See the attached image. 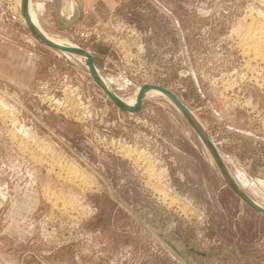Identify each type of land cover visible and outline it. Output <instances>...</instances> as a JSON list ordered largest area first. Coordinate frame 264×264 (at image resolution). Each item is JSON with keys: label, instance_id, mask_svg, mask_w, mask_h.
I'll use <instances>...</instances> for the list:
<instances>
[{"label": "rangeland", "instance_id": "1", "mask_svg": "<svg viewBox=\"0 0 264 264\" xmlns=\"http://www.w3.org/2000/svg\"><path fill=\"white\" fill-rule=\"evenodd\" d=\"M16 1L0 0V264H264V214L178 111L161 96L119 110L80 58L33 36ZM31 2L114 93L173 92L264 207V44L255 56L241 43L252 18L264 24V0H83L68 27L53 2Z\"/></svg>", "mask_w": 264, "mask_h": 264}, {"label": "bare ground", "instance_id": "2", "mask_svg": "<svg viewBox=\"0 0 264 264\" xmlns=\"http://www.w3.org/2000/svg\"><path fill=\"white\" fill-rule=\"evenodd\" d=\"M47 1V0H46ZM51 2L54 3L55 5V11H56V15H57V19L59 20V22L62 24L63 27H68L69 25H72L73 23H75V21L77 20V18L81 15L82 13V9L84 7V3L83 0H70L68 1L66 4V7L63 4L64 0H50ZM16 5L18 8V11L21 13L22 12V8H23V4H22V0H17L16 1ZM34 5H32L31 0H25V7L27 10V13L29 14V18L31 20V23L34 27V29L41 35L43 36L45 39H47L49 42L56 44L58 46H62L64 48H70V49H76L78 50V47H76L74 44L70 43L68 40L66 39H61L59 37H52L50 36L48 33H46L40 26L38 20V14L36 15V13L34 12L35 9L33 7ZM40 9V8H39ZM41 12V11H40ZM66 12V13H65ZM42 13V12H41ZM40 13V14H41ZM263 15V14H262ZM260 17V16H259ZM248 18V17H247ZM259 19V18H258ZM256 18H252V26L250 27V29H247V33L244 34V37L241 39V43H242V48L243 50H246L247 52H251L252 54L259 55L260 53V48L261 46L264 44V24L261 25L260 20H258ZM24 20V18H23ZM262 20V19H261ZM25 22V20H24ZM26 24V22H25ZM244 33V32H243ZM243 36V35H242ZM240 44V43H239ZM239 46V45H237ZM241 46V45H240ZM241 49V48H240ZM245 51V52H246ZM244 52V51H243ZM73 54L74 56H77L78 58H80L83 63L85 64V66L87 67V69H89V66L87 65V56L82 53V52H73L70 53ZM262 58V57H261ZM261 61V60H260ZM32 62V61H31ZM28 63V62H27ZM248 63V62H247ZM250 67V66H249ZM96 68V67H95ZM90 71V70H89ZM97 74L99 79L101 80V82L112 92L113 90L111 89L108 81L103 78L100 74L99 71L96 69ZM115 79V78H114ZM118 80V79H117ZM111 82V81H110ZM117 84V83H116ZM139 87H137L134 91V93L128 97V98H124L119 96L118 94L114 93L115 96L118 98V100L125 105L126 107L132 108L134 106V104L136 103V97H137V91H138ZM149 96H161L163 97L172 107H174V109L176 111H178V113L182 116V114L179 112L178 108L173 104L172 100L166 96L165 94H163L162 92H160L159 90H155V89H147L144 93V98L149 97ZM107 97V96H106ZM108 98V97H107ZM109 99V98H108ZM3 106V105H2ZM4 108V107H3ZM2 112V110H0V113ZM132 114V113H131ZM194 122L199 126V130L205 134L206 132L203 131V127L201 126V124L199 123L198 119L195 117V115L193 113H190ZM183 117V116H182ZM184 118V117H183ZM197 120V121H196ZM199 124H198V123ZM205 132V133H204ZM200 140V138H199ZM201 141V140H200ZM201 143L203 144L204 148L207 151V154L209 156L210 162L211 164L216 168L217 172L219 173L220 177L226 181L230 180V183L233 186H237L239 188V186L237 185V182L235 181V179L231 176L229 170L227 169L223 159L221 158V154L219 152V150H217L221 161L223 163V165L226 168L227 171V177L226 175H223L222 172L220 171L217 163L215 162V159L213 158L211 152L208 150V148L204 145V143L201 141ZM117 149V148H116ZM121 152V151H119ZM124 155L123 156H133V151L130 150H123ZM67 162V161H66ZM62 163V162H61ZM58 164V163H57ZM148 165V164H147ZM58 166V165H57ZM62 171H64V176L62 177L63 179L67 180V181H78L80 183V185L82 186H87L88 184H91V179L90 177H87L84 173V171L79 167V169L77 168L78 166L74 165L73 163H66L65 165H60ZM82 171H81V170ZM146 174L148 175V177L152 180V181H157L158 174L155 173V170L152 168V165L149 164V166H147L146 168ZM61 175V174H60ZM61 178V177H60ZM149 181V180H148ZM225 182V181H224ZM157 189V188H156ZM239 191L241 192V194L247 198L248 200H251L246 194H244V192L239 188ZM164 192V191H163ZM50 194V193H49ZM51 196V195H50ZM164 197L167 195H163ZM163 197V198H164ZM171 198V197H170ZM165 199V198H164ZM54 200H56V198H54ZM65 200V199H64ZM166 200V199H165ZM171 200V199H170ZM172 201V200H171ZM256 206L260 207V208H264L263 206H260L259 204H257L256 202H254L253 200H251ZM62 203V202H61ZM168 207V206H167ZM182 209V208H181ZM185 210V209H184ZM183 210V211H184ZM182 211V212H183ZM186 212V210H185ZM180 260V259H179Z\"/></svg>", "mask_w": 264, "mask_h": 264}, {"label": "water", "instance_id": "3", "mask_svg": "<svg viewBox=\"0 0 264 264\" xmlns=\"http://www.w3.org/2000/svg\"><path fill=\"white\" fill-rule=\"evenodd\" d=\"M22 4H23V8H22V12H21V16L24 18L28 29L30 30V32L33 34V36L37 37L39 40H41L42 43H44L46 46L62 51V52H67V53H73V52H82L87 56V65L89 66V70H90V76L93 78V80L95 81V83L101 88V90L104 92V94L110 99V101L112 103H114V105L119 108V110H121L124 113L127 114H135L139 111L140 106H141V102L144 98V93L147 89H155V90H159L160 92H162L163 94H165L166 96H168L173 104L178 108L179 112L182 114V116L184 117L185 121L191 126V128L194 130V132L197 134L198 138H200V140L204 143V145L208 148V150L211 152L213 158L215 159V162L217 163L220 171L222 172L223 175H228L225 166L223 165L221 158L217 152V148L215 147V145L212 143V141L209 139V137L205 134H203L200 130H199V126L194 122L192 116H191V112L186 108L185 105H183L179 99L175 96V94L173 92H171L168 89H165L163 87L157 86V85H153V84H142L139 86V89L137 91V97H136V103L134 104V106L132 108L126 107L125 105H123L118 98L115 96L114 93H112L99 79L96 68L93 64V59L91 57V55L81 49L78 48V50L76 49H70V48H64L62 46H58L56 44H53L51 42H49L47 39H45L43 36H41L33 27L31 20L29 18V14L27 13L26 7H25V0H22ZM57 22L60 26H62V24L59 22V20L57 19ZM197 121V120H196ZM198 123V122H197ZM199 124V123H198ZM204 131V130H203ZM228 177V176H227ZM229 178V177H228ZM225 183L234 191V193L241 199V201H243L246 205H248L250 208H252L253 210L264 214V208H260L258 206H256L251 200H248L247 198H245L241 192L239 191V188L235 185L233 186L229 181H226L224 179Z\"/></svg>", "mask_w": 264, "mask_h": 264}]
</instances>
